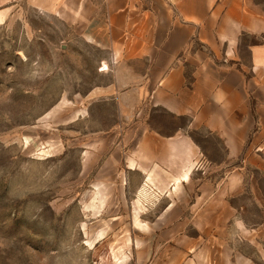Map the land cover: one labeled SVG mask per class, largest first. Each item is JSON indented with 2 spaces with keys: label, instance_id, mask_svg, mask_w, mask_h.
Instances as JSON below:
<instances>
[{
  "label": "crops",
  "instance_id": "1",
  "mask_svg": "<svg viewBox=\"0 0 264 264\" xmlns=\"http://www.w3.org/2000/svg\"><path fill=\"white\" fill-rule=\"evenodd\" d=\"M28 3L84 26L88 40L109 50L117 85L134 88L138 105L150 106L147 120L155 111L175 122L169 134L147 121L124 132L113 154L121 155L126 210L113 215L135 218L133 229L171 234L192 226L175 218L198 217L208 260L141 264H264V195L253 188L264 152V0ZM249 184L251 205L263 216L257 225L234 201ZM158 208L156 216L168 218L161 228L142 219ZM183 245L182 254L190 253Z\"/></svg>",
  "mask_w": 264,
  "mask_h": 264
},
{
  "label": "rangeland",
  "instance_id": "2",
  "mask_svg": "<svg viewBox=\"0 0 264 264\" xmlns=\"http://www.w3.org/2000/svg\"><path fill=\"white\" fill-rule=\"evenodd\" d=\"M65 18L28 0L0 7V264L208 260L198 217L175 218L192 226L171 234L133 229L135 218L113 215L126 210L121 155L113 152L126 130L149 122L151 108L138 105L134 88L117 85L109 50ZM152 115L153 129L174 131L168 116ZM260 155L253 188L264 195ZM244 187L234 201L248 208L249 225L260 224L252 186ZM153 212L142 219L161 228L168 218ZM184 239L190 253L182 254Z\"/></svg>",
  "mask_w": 264,
  "mask_h": 264
}]
</instances>
